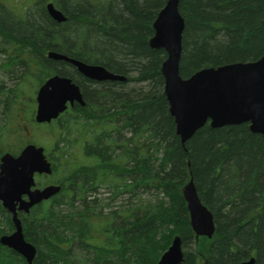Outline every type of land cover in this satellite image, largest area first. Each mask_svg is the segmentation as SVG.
<instances>
[{
  "label": "trees",
  "instance_id": "trees-1",
  "mask_svg": "<svg viewBox=\"0 0 264 264\" xmlns=\"http://www.w3.org/2000/svg\"><path fill=\"white\" fill-rule=\"evenodd\" d=\"M34 1L30 7L23 1L18 16L0 4V53L7 54L5 44L15 46L3 65L6 74L40 85L56 73L78 84L86 106L53 122L61 134L70 116L88 121L86 113L105 112L114 129L108 131V120L100 132L84 129L76 141L86 165L68 171L57 196L21 216L24 238L36 248L32 264H157L176 235L184 247L181 264H240L251 258L264 264V139L251 133L248 124H206L181 143L163 92L160 67L166 53L148 45L166 0ZM48 1L65 22L50 18L43 7ZM178 8L185 23L181 78L264 54V0H179ZM46 52L101 65L124 80L91 81L71 65L46 58ZM20 98L8 91L5 104L14 106ZM16 131L10 132L12 145H19L12 140ZM4 144V152L13 155L22 147ZM67 146L60 154L65 165L70 159L77 162ZM127 177L131 185L120 182ZM190 178L213 215L211 240L194 242L180 191ZM137 181L138 187L155 185L161 198L154 207L102 212L104 199L95 197L100 186L118 195L132 193ZM0 217L6 222L0 223L1 236L12 231L1 204ZM0 264L27 263L0 245Z\"/></svg>",
  "mask_w": 264,
  "mask_h": 264
},
{
  "label": "water",
  "instance_id": "water-1",
  "mask_svg": "<svg viewBox=\"0 0 264 264\" xmlns=\"http://www.w3.org/2000/svg\"><path fill=\"white\" fill-rule=\"evenodd\" d=\"M178 7L179 0H166L153 22L154 34L148 41L151 49H163L166 53L160 73L175 134L185 144L207 123L212 128L248 124L251 133L264 139V54L256 61L208 67L187 79L181 78L179 64L185 23ZM45 10L55 22L66 21L52 3H48ZM47 58L68 63L91 81L124 80L100 65L86 64L59 53L48 52ZM75 101L83 105L78 86L68 77L55 75L38 89L35 121L50 122L65 110L66 102L72 105ZM43 151L42 147L29 144L17 156L5 153L0 158V202L11 214L14 227L11 234L0 236V244L21 255L27 264H32L36 249L24 239L17 212L29 213L30 208L60 191V186L55 185L32 189L35 173L51 174ZM181 194L195 240L210 239L215 232L213 216L199 200L192 178L183 186ZM182 261V240L176 236L157 264H181ZM241 264H254V259Z\"/></svg>",
  "mask_w": 264,
  "mask_h": 264
},
{
  "label": "rangeland",
  "instance_id": "rangeland-1",
  "mask_svg": "<svg viewBox=\"0 0 264 264\" xmlns=\"http://www.w3.org/2000/svg\"><path fill=\"white\" fill-rule=\"evenodd\" d=\"M23 1L28 2L29 7L32 4H35L34 0H0V4L5 5L6 8L10 10H14L16 12L15 15L18 16L22 11ZM43 7L45 8V5ZM2 44L3 41L0 40V50L3 49ZM4 47V49L7 51V54L0 53V99L2 101V103H0V129H3V131H0V134L2 133L3 141L4 137H6V141L4 142H9L10 145H12L10 132L17 130L16 135L12 138V140L14 139V142L16 141V143H19V145H12L13 149H16L19 146H23L21 144H25L28 142H36L37 145L45 147V149L47 150V154H52L55 145H57L59 146V148L56 150L59 161L62 160L60 159V154L64 151L63 147L68 145L67 147H70L71 150L73 149V158L77 162L71 163L70 159L68 163L69 165L67 167L63 162L57 161V163H59V167L57 169L56 174L52 175L51 177L36 178V181L39 185H42L49 181L58 183L64 177H66L68 171L73 172V170H75V167H77L81 163L86 164L87 162V160L85 159L82 160L84 156L82 153L81 142L76 141V139L81 136L84 129L85 131L87 129V127H81V125L86 126V124H83V122H78L76 126L72 127V121H70V125H67L68 130H65L64 132H62V134L59 130L56 129L55 123H52L46 127H34L33 125L31 126V122H29V114L32 105L31 101L33 100L34 96L35 82L32 78L29 77L25 78L24 81H21L19 78L6 74V70L3 68V65L9 58L8 51L9 55H11L12 50H15V46L12 47L11 45L5 44ZM18 76L19 74L17 75V77ZM8 91L20 93L21 98L14 106L5 104ZM105 116L106 114L103 115V117L97 118V120L102 123H105L106 120L111 121L109 119L110 116ZM78 118L79 117H76V120ZM92 120L96 121V119ZM63 125L66 126V124ZM29 131L30 133H28ZM108 131L113 130L109 128ZM97 132H100V128ZM46 137L48 138L45 139ZM4 145H0V151L6 149V146ZM121 181H126L128 185H131L129 183H133L131 178L128 177L126 179L124 178L120 180V182ZM139 184L140 182L137 181V188H135L132 193H122L118 195H112L109 192V190H111L110 186H100L97 189L95 197L100 200L104 199L100 201V205L102 206V212L107 213L108 211L113 210H123L128 207L138 209H147L150 207H154L157 203V199L161 198V195L157 196L158 191L155 189V185H150L147 187H138ZM167 202L168 201L166 200V204ZM0 223L2 225L6 224V222L1 217ZM194 248L196 249L195 245Z\"/></svg>",
  "mask_w": 264,
  "mask_h": 264
},
{
  "label": "flooded vegetation",
  "instance_id": "flooded-vegetation-1",
  "mask_svg": "<svg viewBox=\"0 0 264 264\" xmlns=\"http://www.w3.org/2000/svg\"><path fill=\"white\" fill-rule=\"evenodd\" d=\"M97 82V81H96ZM102 82H104V81H102ZM84 99V98H83ZM84 102H85V100H84ZM77 105L75 104V106H74V108L76 107ZM85 106H86V102H85ZM84 106V107H85ZM78 107H81V106H78ZM94 114H96V112H94ZM85 116H87L88 117V119H89V121L90 122H94L95 123V126H103L105 123H102V122H99L98 120H97V118H100V117H103V115H105V112L103 113H101L100 115H92V113H86V114H84ZM97 116V117H96ZM92 119H96V121H93ZM83 121V119L82 118H78L77 119V122H82ZM109 121V120H108ZM107 121V122H108ZM109 124V125H108ZM108 124L106 123V125H107V127H108V129L110 128V127H113V129H114V125L109 121L108 122ZM112 125V126H111ZM0 131H3V129H0ZM28 133H30V132H28ZM46 138H48V137H46ZM12 144V143H11ZM0 145H4V142H3V136H2V133L0 134ZM56 147L54 148V151H53V153H52V157L54 158V157H56L57 156V152H56ZM3 150H1L0 151V153L1 154H3ZM2 155H0V157H1Z\"/></svg>",
  "mask_w": 264,
  "mask_h": 264
},
{
  "label": "bare ground",
  "instance_id": "bare-ground-1",
  "mask_svg": "<svg viewBox=\"0 0 264 264\" xmlns=\"http://www.w3.org/2000/svg\"><path fill=\"white\" fill-rule=\"evenodd\" d=\"M6 62H8V60Z\"/></svg>",
  "mask_w": 264,
  "mask_h": 264
}]
</instances>
